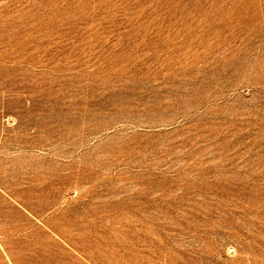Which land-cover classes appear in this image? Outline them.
I'll return each mask as SVG.
<instances>
[{"label": "rangeland", "instance_id": "obj_1", "mask_svg": "<svg viewBox=\"0 0 264 264\" xmlns=\"http://www.w3.org/2000/svg\"><path fill=\"white\" fill-rule=\"evenodd\" d=\"M0 264H264V0H0Z\"/></svg>", "mask_w": 264, "mask_h": 264}, {"label": "bare ground", "instance_id": "obj_2", "mask_svg": "<svg viewBox=\"0 0 264 264\" xmlns=\"http://www.w3.org/2000/svg\"><path fill=\"white\" fill-rule=\"evenodd\" d=\"M132 63V62H131ZM109 66H110V64H109ZM125 66V65H124ZM131 66V65H130ZM132 67V66H131ZM134 67V66H133ZM110 68V67H109ZM113 68V67H112ZM123 68H125V67H123ZM166 68V67H165ZM204 68V67H203ZM111 69V68H110ZM114 69V68H113ZM113 69H112V71H113ZM128 69V68H127ZM122 70V69H121ZM126 70V69H125ZM160 70H162L161 68H160ZM206 70V69H205ZM128 71V70H127ZM114 72H116L115 70L113 71V73ZM124 72H126V71H124L123 70V73ZM201 72H203V71H201ZM204 72H207V71H204ZM203 72V73H204ZM112 73V72H111ZM118 73V71L115 73V74H117ZM130 73H131V71H130ZM119 74V73H118ZM135 74V73H134ZM161 74V73H160ZM223 74V73H222ZM221 74V75H222ZM113 75V74H112ZM120 75V74H119ZM136 75H138L137 73H136ZM136 75H134V76H136ZM163 75V74H162ZM200 76L202 75V74H199ZM114 76V75H113ZM121 76H124L123 74L121 75ZM132 76V75H131ZM130 76V77H131ZM158 76H160V75H158ZM170 76V75H169ZM173 76V75H172ZM194 76V75H193ZM109 77V76H108ZM116 77V76H115ZM128 77V76H127ZM141 77V76H140ZM143 77V76H142ZM166 77H168V76H166ZM134 78V80L136 81L138 78H136L135 79V77H133ZM148 78L149 77H147V80H148ZM152 78V77H151ZM150 78V79H151ZM195 78V77H194ZM196 78H197V76H196ZM116 79V78H115ZM114 79V80H115ZM121 78H119V80H120ZM122 79H124L123 77H122ZM142 79V78H141ZM141 79H138V80H141ZM149 79V80H150ZM157 79V78H156ZM172 79H174V78H172ZM113 80V81H114ZM119 80H118V82H119ZM125 80V79H124ZM133 79H132V77H131V81H132ZM115 81H117V79L115 80ZM145 81H146V79H145ZM144 81V82H145ZM174 82H175V80H173ZM172 81V82H173ZM177 81V80H176ZM211 81V80H210ZM108 82V81H107ZM139 82H141L140 83V86H142V84L144 83V82H142V81H138V83ZM191 82V81H190ZM214 82V81H213ZM109 83V82H108ZM113 83V82H112ZM117 83V82H116ZM124 83V82H123ZM126 83H128V82H126ZM130 83V82H129ZM133 83H134V81H133ZM148 85H149V88L151 89V87L153 88L154 87V83H153V81H152V79L150 80V81H147L146 82ZM145 83V84H146ZM198 83H199V81H198ZM131 84H132V82H131ZM136 84H137V81H136ZM121 85H125V83L124 84H122L121 83ZM120 84H119V86H121ZM197 85V84H196ZM126 86V85H125ZM134 86V85H133ZM140 86H137V87H139V89H137V90H139V91H141L140 90ZM143 86H144V84H143ZM186 85H184V87H185ZM123 86H121V88H122ZM163 87V86H162ZM191 87V86H190ZM190 87H189V89H190ZM126 88V87H125ZM134 88V87H133ZM133 88H131V89H133ZM142 88V87H141ZM146 88H148V87H146ZM176 88V87H175ZM174 88V89H175ZM186 88V87H185ZM185 88H184V90H185ZM193 88H195V87H193ZM198 88V87H197ZM202 88V87H201ZM118 89H120V88H118ZM117 88H116V90H118ZM135 89V88H134ZM173 89V88H172ZM113 90H115L114 88H113ZM129 90V89H128ZM153 91H154V98H153V100L151 101V102H149V101H146V100H143V97H141V95H137L136 94V96L135 97H133V96H129V95H119V97H117V98H115L116 96H114V98H112L111 99V109L113 110V120L111 121V123L109 124V126L110 127H112L113 126V124H115V123H122L121 125L122 126H126V125H128V124H131V126H132V124H135L137 127H142V125H145V122H148V123H150V124H146V125H148V127L149 126H151V127H156V126H158V125H160V124H158V122H154V121H152V120H149L148 119V117L153 113L154 114V112H158V111H161V113H162V110H164V109H169V107H170V109H172L171 108V104L173 103V101H167V100H163V98H165V97H163L164 96V93H162V92H160V91H158L157 89H155V88H153L152 89ZM159 90H162L161 88L159 89ZM176 90H178V89H176ZM196 89H194V91H195ZM150 91V90H149ZM171 91V93H173L175 90H170ZM197 91H199V90H197ZM112 92V91H111ZM143 93H144V91H142ZM148 92V91H147ZM151 92V91H150ZM191 92V90L189 91V93ZM196 92V91H195ZM118 93V92H117ZM125 93V92H124ZM175 93V92H174ZM177 93V92H176ZM184 93V92H183ZM188 93V92H187ZM192 93V92H191ZM197 93H199V92H197ZM202 92L200 91V94H201ZM218 93V92H217ZM130 94V93H129ZM152 94V93H151ZM166 94H168V93H166ZM170 94V93H169ZM114 95V94H113ZM176 95V94H175ZM174 95V96H175ZM193 96H194V94H192ZM112 96V95H111ZM167 97H168V95H166ZM172 96V95H171ZM179 95H177L176 97H175V99L176 98H178L179 99V97H178ZM188 96V95H187ZM186 95H185V97H187ZM191 96V95H190ZM146 97V96H145ZM173 97V96H172ZM171 97V98H172ZM182 97H184V96H182ZM192 97V96H191ZM111 98V97H110ZM181 98V97H180ZM178 99H176V101H178ZM148 100V99H147ZM206 100H207V98H206ZM107 101V100H106ZM174 103H175V100H174ZM180 102H178V104H179ZM200 103V102H199ZM177 104V105H178ZM194 104H195V102H194ZM194 104H189L190 105V107H196V106H199V105H194ZM186 105V104H185ZM181 106V105H180ZM187 106H188V104H187ZM183 107H184V105H183ZM186 107V106H185ZM184 107V108H185ZM175 107H173V109H174ZM169 110H167V112H168ZM112 113V112H111ZM157 114V113H156ZM158 114H160V113H158ZM157 114V115H158ZM159 117V116H158ZM158 117H157V119L156 120H158ZM110 120V119H109ZM155 120V121H156ZM167 122V121H166ZM166 122L164 123V125H166ZM171 122V121H170ZM101 123V122H100ZM106 124V123H105ZM167 124H169V123H167ZM170 124H172V122L170 123ZM169 124V125H170ZM86 125V124H85ZM99 125V124H98ZM104 125V124H103ZM119 125V124H118ZM162 125L163 124H161L160 126L162 127ZM163 125V126H164ZM87 126V125H86ZM85 126V130L87 131V132H89V133H95V132H97L98 131V126H97V124H96V126H93V127H86ZM122 126H121V128H122ZM130 126V127H131ZM135 126V127H136ZM81 127H84V126H81ZM136 127V128H137ZM147 127V126H146ZM167 127V126H166ZM104 128V127H103ZM120 128V127H119ZM120 128V129H121ZM126 128H128V127H126ZM135 128V129H136ZM84 129V128H83ZM112 129H113V127H112ZM137 129H139V128H137ZM136 129V130H137ZM157 128H155V131H157L156 130ZM160 129V128H159ZM99 130H100V128H99ZM122 130H123V128H122ZM140 130V129H139ZM145 130V129H144ZM147 130V129H146ZM145 130V131H146ZM151 130V129H150ZM166 131H168L167 130V128L165 129ZM113 131V130H112ZM116 131V130H115ZM130 131V130H129ZM131 131H133L134 132V130H131ZM141 131V130H140ZM154 131V132H155ZM166 131L165 132H163V131H159V133H157L159 136H164V134L166 133ZM132 132V133H133ZM135 132H137V131H135ZM149 132V131H148ZM169 132H170V130H169ZM138 133H140V132H138ZM138 133H137V135H138ZM142 133V132H141ZM171 133V132H170ZM116 133H114V135H115ZM119 134V133H118ZM134 134V133H133ZM136 134V133H135ZM154 134H156V132L155 133H150L149 134V136L150 135H154ZM126 135V134H125ZM140 135V134H139ZM169 135V134H168ZM130 136H131V134H130ZM130 136H128V138L130 137ZM135 135H133V137H134ZM145 136V135H144ZM132 137V136H131ZM141 137H142V135H141ZM153 137V136H152ZM126 138V137H125ZM159 140H160V138L159 137H157ZM164 138V137H163ZM144 139V138H143ZM142 139V140H143ZM156 139V138H155ZM154 139V140H155ZM157 139V140H158ZM167 139V138H166ZM165 139V140H166ZM125 141H124V143H123V146H124V148L126 147V148H130V145H128V144H130V142H129V140H127V138L126 139H124ZM130 140H133V139H131L130 138ZM146 140H147V138H146ZM145 140V141H146ZM153 140V141H154ZM165 140H163V143H165L164 141ZM173 140H175V139H173ZM156 141V140H155ZM176 141V140H175ZM174 141V142H175ZM134 142V141H133ZM161 142H162V139H161ZM168 142V141H167ZM170 142V141H169ZM177 142V141H176ZM186 142V141H185ZM143 143V142H142ZM160 142H158V144H159ZM162 143V144H163ZM157 144V146H159ZM161 144V143H160ZM173 145L174 144H176V143H172ZM172 144H170V145H172ZM137 145V144H136ZM143 145V144H142ZM155 145V144H154ZM153 145V146H154ZM163 145H165V144H163ZM172 145V146H173ZM181 146V142H180V144L179 143H177L176 144V146ZM152 146V145H151ZM169 146V145H168ZM171 146V148H173ZM155 147H156V145H155ZM160 147V146H159ZM162 147V146H161ZM185 147V146H184ZM123 148V149H124ZM136 148H138L139 149V147H136ZM144 147H142V149H143ZM162 148H164V147H162ZM161 148V149H162ZM170 148V149H171ZM178 148V147H177ZM119 149V148H118ZM133 149H134V146H133ZM137 149V150H138ZM154 149V148H153ZM159 149V148H158ZM175 149H176V147H175ZM174 149V150H175ZM180 149H181V147H180ZM179 148L178 149H176V150H180ZM120 150V149H119ZM118 150V151H119ZM141 150V149H140ZM139 150V151H140ZM182 150V149H181ZM134 151H136V150H134ZM133 151V152H134ZM143 151V150H142ZM148 151V150H147ZM146 151V152H147ZM150 151H151V149H150ZM150 151H149V153H150ZM157 151V150H156ZM160 151H162V150H160ZM166 151V150H165ZM154 152V151H153ZM171 152V151H170ZM169 152V153H170ZM121 155H122V153L121 152H119ZM132 153V152H131ZM136 153V152H135ZM139 153V152H138ZM116 154V153H115ZM172 154V153H171ZM174 154V153H173ZM173 154H172V156H173ZM175 154H176V152H175ZM174 154V155H175ZM116 155H118V154H116ZM125 155V154H124ZM130 155V154H129ZM128 155V156H129ZM148 155V154H147ZM170 155V154H169ZM168 155V156H169ZM127 156V157H128ZM132 156H134L133 154H132ZM145 156V155H144ZM120 157V156H119ZM142 157V156H141ZM146 157V156H145ZM166 157V156H165ZM183 157V156H182ZM116 158V157H115ZM122 158V157H121ZM130 158H131V155H130ZM148 158V157H147ZM168 158V157H167ZM117 159V158H116ZM133 159V158H132ZM134 159H135V157H134ZM141 160H143L144 159V157L143 158H140ZM118 160V159H117ZM126 160H128V158H126ZM145 160V159H144ZM132 161V160H131ZM136 161H138V159H136ZM128 163H130V161L128 162ZM136 163V162H135ZM132 164V163H131ZM134 164V163H133Z\"/></svg>", "mask_w": 264, "mask_h": 264}]
</instances>
